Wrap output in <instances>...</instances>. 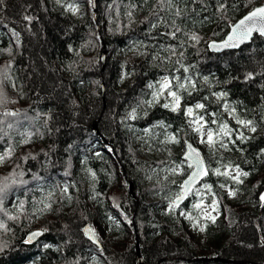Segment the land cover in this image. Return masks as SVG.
I'll return each mask as SVG.
<instances>
[{
  "label": "trees",
  "instance_id": "16d2710c",
  "mask_svg": "<svg viewBox=\"0 0 264 264\" xmlns=\"http://www.w3.org/2000/svg\"><path fill=\"white\" fill-rule=\"evenodd\" d=\"M60 1L0 5V264H139L137 240L147 264H264V37L209 49L264 0ZM165 79L176 111L163 106L168 89L153 100ZM209 131L210 173L172 207L192 169L183 141ZM237 167L249 173L240 183ZM229 188L246 191L235 223L208 217L226 207ZM97 221L109 233L96 229L102 247L83 233ZM185 224L226 238L202 247ZM36 229L45 235L28 244Z\"/></svg>",
  "mask_w": 264,
  "mask_h": 264
},
{
  "label": "snow or ice",
  "instance_id": "6c2138e0",
  "mask_svg": "<svg viewBox=\"0 0 264 264\" xmlns=\"http://www.w3.org/2000/svg\"><path fill=\"white\" fill-rule=\"evenodd\" d=\"M4 2V0H0V5H2ZM75 11V10H74ZM177 14H179V10H177ZM26 19H30V18H26ZM179 30V29H177ZM253 31H259L261 34H264V6L261 7H257L255 8L253 11H251L250 13H248V15H246L243 19H241L232 29V34L228 37V39L226 41L223 42V47H234L236 46L238 43L247 40L250 38L251 34L253 33ZM173 36H175V32L171 33ZM193 40H198L199 37L193 35L192 36ZM191 83V82H189ZM177 87L178 88H186L187 85L185 84H180L179 81H177ZM164 89H168L169 90V96L172 98V102L171 103H165L163 106L165 108H171L173 111L178 110L179 107V102H180V97L177 95V93L175 91L171 90V81L165 79L160 86V90L157 92V94L153 97V100L156 101L158 100L159 96L163 93ZM219 96L223 97L224 95H226L225 93H219ZM204 106L202 104H197L196 108H203ZM193 109L192 108H188L187 109V113L189 115L192 114ZM233 113H234V109H233ZM196 123H199V120L195 121ZM239 123L244 124L245 126H251V130L253 132L256 131L255 126H253L252 121H239ZM202 127V125L200 127H198L196 130L200 131V128ZM220 132L222 134V136H230L231 135V130H227V126L225 125L223 128L220 129ZM241 138L243 139L244 137L241 134ZM173 140L175 139L174 137L172 138ZM178 142V141H176ZM204 142V141H202ZM220 142V146L221 147H226L227 145H225L222 141V139L219 141ZM207 143L209 144H215L216 141L213 140V133L211 131L208 132V138H207ZM231 143H235V141H231ZM189 157L190 159H192L193 161V166L195 168V170L192 173V176L189 178L188 181L185 182V187L187 188L188 185L191 184V182L193 180H195L196 178H198L202 173L203 174H207L203 162L200 159L199 153L195 152V150H192L189 153ZM2 159V158H0ZM237 175L233 176L232 179L235 180L237 183L242 182L240 180V176H248L249 173L248 172H241V170L237 167L235 169ZM216 174H221L219 172V170H216ZM224 175H227L228 173H223ZM4 191L3 187H0V193H2ZM232 195H235V192L231 193ZM182 199V197H177V200L173 202L172 207H176L178 206V201ZM261 199H264V196L261 197ZM21 208L23 207V205L21 204L20 206ZM46 208H50L51 205L48 204L45 206ZM11 219H17V217H10ZM190 218V217H189ZM215 218L213 217V220ZM2 226V225H0ZM91 234V232H90ZM40 235V233H32L31 238H35L36 236Z\"/></svg>",
  "mask_w": 264,
  "mask_h": 264
},
{
  "label": "rangeland",
  "instance_id": "374dc122",
  "mask_svg": "<svg viewBox=\"0 0 264 264\" xmlns=\"http://www.w3.org/2000/svg\"><path fill=\"white\" fill-rule=\"evenodd\" d=\"M56 1L61 3L60 0H56ZM32 37H35V36H32ZM30 49L34 52L35 58L39 57L40 53H42L41 52L42 48H41V46H39V41L36 40V37H35L34 42L31 43ZM44 78L45 77L43 76L42 81L45 80L46 84H42V85H43V90L46 92V90L48 91V89L51 87V85L53 83L50 82L48 84L46 79H44ZM45 92L42 91V93H45ZM189 140H191L196 146H198L200 149H202L203 152L205 153L206 157L208 155L210 157H214V151L210 152L212 150V148H214V146L212 144L207 143L206 136L200 137L199 135H196L194 138H192V139L190 138ZM202 141H204V142H202ZM185 142H186V140L183 141L184 146H185ZM135 143L137 145L141 143V139L138 136L136 138ZM179 145L182 146V140L181 139H180ZM142 151L150 153L152 158H157V159L163 158L166 155H170L168 152H166V153H164V152H151L147 147H143ZM3 169H6V167L1 168L0 172ZM159 179L162 180V177L160 176ZM131 191H133L135 194L134 185H132ZM224 192H225V197H226V202H227L226 207H223L217 211H214L213 206H211L207 209V216L211 217V214H214V216L221 218L226 223H235V221L237 219L236 209L238 207L242 206L243 204H245V202L247 201L246 195H245L246 191L243 189H238V191H235V195H232L231 193L233 191L231 188H229V189H226ZM262 196H264V191H262V193H261V197ZM110 198L113 199L114 195L110 196ZM262 200L264 201V199H262ZM94 226H95V230L97 229L98 231H100V234L103 237L109 236V233L104 228L103 223L97 221ZM185 232L190 238L195 240L202 247L205 246V244H207V243H211V245L217 244L226 238V234L222 233L219 238L213 240L211 238V236L208 233H206L204 230H202L201 228L195 227L191 224H185ZM98 236L101 238L99 233H98ZM116 242H118V243L121 242V245L123 244L122 243L123 241L121 239H117Z\"/></svg>",
  "mask_w": 264,
  "mask_h": 264
},
{
  "label": "water",
  "instance_id": "95a60500",
  "mask_svg": "<svg viewBox=\"0 0 264 264\" xmlns=\"http://www.w3.org/2000/svg\"><path fill=\"white\" fill-rule=\"evenodd\" d=\"M261 6H264V3L255 6L253 9H251L246 14H244L242 17H240L234 24H232L231 27H230V30L227 33V35L225 36V38H223L221 40H212V41H210L209 42V49H210V51L211 52H215V53H224V52H227V51L239 50L240 48L244 47L245 45H249L253 41V39L255 38L256 35H259V36L264 37V34H261L259 31H253V33L251 34V36H250L249 39L244 40V41L238 43L236 46H234V47H223V42L226 41L228 39V37L232 34L233 27L241 19H243L246 15H248V13H250L251 11H253L255 8L261 7ZM103 60H104V62H106V50H105V47H104ZM103 87L105 89L104 84H103ZM18 111L19 110L16 109L14 111V113H17ZM192 150H195V152L199 153L200 159L203 162V165H204V168H205L207 174L205 175V174L202 173L198 178H196L195 180H193L191 182V184L188 185V187L186 188L185 187V182L189 180V178L192 176L193 171L195 170V168L192 166V169H191L190 173L182 181V192H181V194H179L177 196V197H182V199H180L177 202L178 203V206H176V207L182 206L189 199V197H190L191 193L194 191V189L199 184H201L203 182V180L205 179V177L207 175H209V173H210L209 163L207 161V158H206L205 153L203 152L202 149H200L198 146H196L191 140H186V142H185V150H184V152L182 154V158L185 161L189 162L190 165H193V161L189 157V153ZM132 185L133 184L130 185V189L132 188ZM132 194H134L133 191H132ZM177 197L175 199L171 200V205H173V202L177 200ZM90 232H91V234H90ZM32 233H40V235L36 236L35 238H31ZM83 233H84L85 237L87 239H89L92 243H94V244L102 247V242H101V240H100V238H99L96 230L94 229V227L91 224L88 223V224H86L83 227ZM44 235H45V231H43L41 229L33 230V231H31L28 234V236L26 238V242L28 244H33L36 241H38L41 237H43ZM136 252H137V260H138L139 264H147L144 261V256H143L142 251L140 249V242H139V240H137V242H136ZM210 260H218V261L225 262V259H223V258H210Z\"/></svg>",
  "mask_w": 264,
  "mask_h": 264
}]
</instances>
